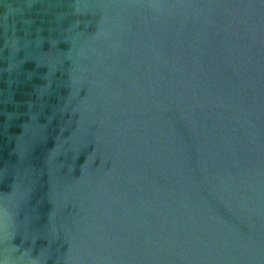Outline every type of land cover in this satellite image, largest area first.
Here are the masks:
<instances>
[{"label": "water", "instance_id": "95a60500", "mask_svg": "<svg viewBox=\"0 0 264 264\" xmlns=\"http://www.w3.org/2000/svg\"><path fill=\"white\" fill-rule=\"evenodd\" d=\"M0 264H264V0H0Z\"/></svg>", "mask_w": 264, "mask_h": 264}]
</instances>
